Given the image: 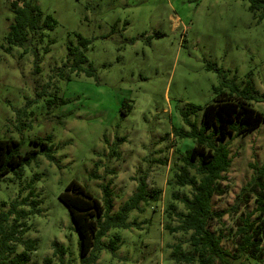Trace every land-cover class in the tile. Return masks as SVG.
Wrapping results in <instances>:
<instances>
[{
  "label": "rangeland",
  "instance_id": "374dc122",
  "mask_svg": "<svg viewBox=\"0 0 264 264\" xmlns=\"http://www.w3.org/2000/svg\"><path fill=\"white\" fill-rule=\"evenodd\" d=\"M12 1L0 0V137L19 140L22 152L37 147L31 139H42L54 159L40 151L0 178V212L12 202L24 211L2 222L0 238L12 229L16 238L7 241L12 252L5 250L4 260L9 264L25 250L24 264H45V257L50 264H78V235L58 193L75 179L100 199V184L109 182L115 212L144 176L148 190L159 189L157 200L130 211L129 227L109 228L101 242L118 235V248L103 245L90 264H175L171 245L189 233L164 230L166 222L178 223L174 212L166 220L165 208L172 201L176 211L183 209L172 191L190 193V186L174 184L173 174L193 143L177 132L198 126L201 107L232 87L251 84L254 97L246 100L264 113V16L251 12L247 0H32L51 14L54 27L26 49H5ZM79 36L87 40L80 48L91 75L64 66L67 46ZM227 142L230 164L211 198V209L222 216L209 227L222 231L221 245L233 253L238 217L256 207L264 122ZM28 239L34 249L26 250ZM52 242L65 248L61 258L52 254ZM232 261L260 264L244 254Z\"/></svg>",
  "mask_w": 264,
  "mask_h": 264
},
{
  "label": "trees",
  "instance_id": "16d2710c",
  "mask_svg": "<svg viewBox=\"0 0 264 264\" xmlns=\"http://www.w3.org/2000/svg\"><path fill=\"white\" fill-rule=\"evenodd\" d=\"M248 9L251 12H258L264 16V0H247ZM12 19L8 24L4 36L5 49L11 45H18L26 49L28 42L36 35L41 38L43 30H50L55 25V19L51 14L43 13L37 4L32 0H17L11 2ZM159 34V33H158ZM79 38L76 45H68L66 50L67 62L64 66L70 72L93 74L92 65L84 54L87 40ZM82 47L83 49H81ZM219 76H223L222 70L215 66ZM37 72V66L35 67ZM61 74V70H58ZM224 80V79H223ZM249 89L238 91L232 87L229 92H220L213 99L201 107L199 125L191 123L188 131L177 132L182 137H190L193 141L190 148L185 150L181 160L183 165L174 172V184L178 187L190 186L189 194L178 195L172 191L173 199H178L183 209L176 211V204L169 202L165 208L166 220L171 219V212L177 217L178 223L164 224V230L170 234L177 231L182 234L189 233L185 240H179L171 245L170 257L175 264H233L236 254H244L250 260L264 264V168L257 170L256 184L259 187L255 196L256 207L249 212H243L238 217L234 235L237 238L235 251L231 253L227 248L222 247L221 241L224 236L222 231L215 232L210 229L213 221L221 220V212L211 209V198L218 191L221 173L226 171L229 164L228 139L243 137L256 129L264 122V113L252 107L247 98H252L251 93L255 91L249 84ZM216 90V89H215ZM264 101V96L260 98ZM65 100H62L64 102ZM193 108V106H190ZM182 119L188 122L186 115ZM30 142L37 147H32L24 152L21 151V142L12 137H0V178L10 171L18 170L23 164L34 159L40 151H44L49 160H53L52 146L39 138L31 139ZM195 172L190 174L189 168ZM101 198L94 197L82 184L71 179L63 190L58 193V199L67 208L73 228L76 230L78 246V264L94 263L96 254L104 245L110 251L118 248L119 236L114 235L107 244L101 242V238L107 230L112 227H129L127 217L132 210H141L142 204H148L151 200H157L158 188L147 189L144 176L137 177V186L132 194L119 205L115 212H111L113 194L109 182L101 183ZM246 188V187H245ZM245 188L242 190L244 193ZM35 203V202H34ZM15 212V219L24 214L22 210H15L14 203H11L6 213L0 212V232L2 222L8 215ZM256 214L255 219L251 216ZM14 227L15 225L12 224ZM15 229L11 230V233ZM7 236L0 238V264H8L4 260L3 252L12 247L7 241L15 237ZM1 234V233H0ZM26 250L34 249L33 240H23ZM53 255L59 258L66 250L57 242L51 243ZM28 259V253L23 250L9 261V264H24ZM45 264H50V258H44ZM70 264V263H65Z\"/></svg>",
  "mask_w": 264,
  "mask_h": 264
}]
</instances>
